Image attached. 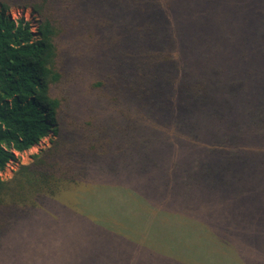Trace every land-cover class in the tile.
I'll use <instances>...</instances> for the list:
<instances>
[{
	"label": "trees",
	"instance_id": "obj_1",
	"mask_svg": "<svg viewBox=\"0 0 264 264\" xmlns=\"http://www.w3.org/2000/svg\"><path fill=\"white\" fill-rule=\"evenodd\" d=\"M14 7L35 13V34L22 18H10L8 11ZM175 16L173 0H0V173L15 154L51 134L49 145L30 162L7 179L0 176V245L35 212L44 215L50 199L86 194L100 181L98 173L110 171L111 177H119L125 146L138 153L154 138L161 144L162 133H167L174 140L184 135L198 147L206 132H222L213 157L219 164V152L228 146L233 127L240 129L232 135L242 142L249 140L239 132L264 136V91L249 97L242 76L223 78L217 69L191 70L183 58L191 44L183 46ZM210 18L195 24L190 20L193 30H208L210 21L215 23ZM255 40L264 43V14ZM199 49L197 59L202 62ZM65 65L92 69L94 76L104 74L86 79L83 103L103 95V108L94 116L80 118V97L73 86L81 80L65 72ZM105 85V91L98 87ZM91 88H98L93 89L97 94L89 92ZM196 132H204L200 142ZM191 171L193 193L205 187L218 201H210L203 213L191 214L189 243L173 253L168 247L156 248L160 262L128 264H264V203L256 204L258 211L250 219L219 216L223 202L232 207L242 195L264 192L261 183L251 192L231 183L223 199V194H213L215 180L202 181L198 166ZM62 208L65 215L75 214L73 207ZM170 256L177 259H166Z\"/></svg>",
	"mask_w": 264,
	"mask_h": 264
},
{
	"label": "rangeland",
	"instance_id": "obj_2",
	"mask_svg": "<svg viewBox=\"0 0 264 264\" xmlns=\"http://www.w3.org/2000/svg\"><path fill=\"white\" fill-rule=\"evenodd\" d=\"M173 2L176 21L182 27L183 46L186 42L191 44L184 48L183 55L188 67L195 71L208 69V72L217 69L223 78L228 75L242 76L245 94L257 98L259 91H264V81H255L264 79V43L259 41V45L256 44L255 31L259 17L264 14V0ZM195 5L200 7L197 9ZM8 14L13 20L22 18L28 22L35 34L38 21L31 9L14 7ZM209 16L215 23L210 21L208 30L204 32L201 27L197 32L193 30L190 20L195 24L197 19H207ZM199 46L204 53L202 62L197 59ZM256 57L263 62L258 63ZM64 67L65 72L76 74L74 80H81L73 86L80 97L77 103L80 118L94 116L103 95L98 94L93 101L83 103L86 79L94 80L100 77L99 74H104L94 76L92 69L83 70L84 66L81 65ZM98 87L104 91L108 89L106 85ZM91 89L89 92L95 93L93 89L98 88ZM102 108L103 105L100 106ZM239 130L237 126L229 131L231 139L228 146L219 152V164L213 157L218 154L215 149L217 140L224 136L222 132H206L202 140L204 132H196L197 141L202 142L198 147L192 146L184 135L174 140L167 133H162L164 141L161 144L154 138L152 144L146 146L148 149L138 153L129 152L125 146L118 165L119 177H111L110 171L98 173L100 181L96 180L86 194L57 196V199L48 201L49 205L45 207H49L43 210L44 215L32 212L31 221L28 222V219L21 226L16 225L1 243L0 264H128V260L131 263L144 260L160 262L156 248L168 247L167 251L173 253L178 246L189 243L191 214L205 212L210 201L217 202L215 198H220L210 196L205 187L193 193V166L200 167L199 174L204 173L202 181L217 182L213 194H223V199L225 192L229 196L231 183L242 184L246 192L253 191L261 183L264 191V136L255 132H239L242 138L249 140L242 142L232 135V132ZM50 136L49 133L28 151L15 154L16 159L6 164L0 173L1 178H9L20 165L30 162L33 154L49 145ZM106 174L109 178H101ZM257 203H264V192L242 195L232 207L225 206L223 202L219 206V216L241 215L243 219H250L258 211ZM62 207H73L75 214L65 215ZM149 217L151 219H147ZM143 219L148 222L146 234H143ZM166 259L177 258L170 256Z\"/></svg>",
	"mask_w": 264,
	"mask_h": 264
}]
</instances>
